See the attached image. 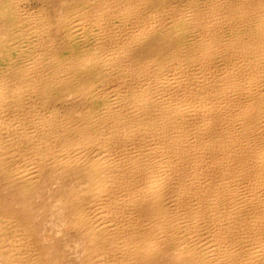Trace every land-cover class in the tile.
<instances>
[{"label":"bare ground","instance_id":"obj_1","mask_svg":"<svg viewBox=\"0 0 264 264\" xmlns=\"http://www.w3.org/2000/svg\"><path fill=\"white\" fill-rule=\"evenodd\" d=\"M33 2L0 0V264H55L1 188L46 176L74 264H264V0Z\"/></svg>","mask_w":264,"mask_h":264},{"label":"rangeland","instance_id":"obj_2","mask_svg":"<svg viewBox=\"0 0 264 264\" xmlns=\"http://www.w3.org/2000/svg\"><path fill=\"white\" fill-rule=\"evenodd\" d=\"M33 1L34 2H33V6L32 7H34V8H39V7L42 8L44 6L43 8L49 10V13L51 14L52 18H57L58 15L65 14V12H67L69 10L70 6L75 5V4H79V3L82 2V0H33ZM160 43L163 44L161 42V40H155V43H153L152 46L149 45L146 48V54H149V53L157 54L158 53V49L160 48V47L158 48L157 46H158V44L160 45ZM160 51H162V47H161ZM81 102H82V99H79V98L74 99L73 102L72 101H70V102H61V101L59 102L58 101L57 108H60V106H61V109L67 110L71 106L78 105ZM64 108H66V109H64ZM48 178H50V177L46 176V177H44L42 179V181H44V182H42V184H46L45 189H44V191L42 193L40 191L36 190L32 194L31 193L28 194V193H25L22 190L16 189V188H13V190H7L8 187L4 188V185H3V187L1 186V188L3 190L2 192L5 193L4 196H6L5 198L7 200H9V201H11L13 203L15 201L14 204H16V205L24 204V203H26V204L29 203V204H32V205H35V206L36 205H40L39 211L34 210L33 208H30V211H31V216H32L31 220L33 222V225L35 223H38V222L44 220L40 224V226L43 228V233H45V234H43L44 246L46 248H48V249L50 247L53 251H55V250L57 251L58 250L57 256H56L57 260H56L55 264H74L75 263V259L77 257L76 251L74 249H72V248L71 249L66 248V247L62 248L58 244V243H60V244L63 243L65 245L69 241H72L74 239V237L70 236V234L69 235L56 234V231H54V234H52V231H50V229H52V226L47 223L46 220H48V219L45 218V214L49 213V209H51V205H53L51 203L52 200L50 198L56 193V191L58 190V187H59V183L58 182H56V181L54 182L53 180H49ZM3 193H2V195H3ZM44 193L45 194L47 193V194L45 195ZM14 195L17 196V197H15ZM43 196H44V198H43ZM16 200L19 201V202L17 203ZM46 225H47L48 228L46 227ZM45 229H46V231H45ZM50 234H51L52 237L50 236ZM53 238L55 240L54 242H52Z\"/></svg>","mask_w":264,"mask_h":264}]
</instances>
